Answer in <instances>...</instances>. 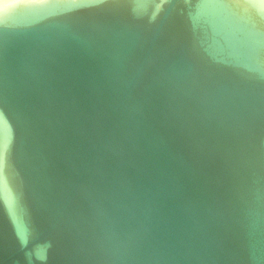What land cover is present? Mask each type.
Masks as SVG:
<instances>
[{
	"label": "water",
	"instance_id": "1",
	"mask_svg": "<svg viewBox=\"0 0 264 264\" xmlns=\"http://www.w3.org/2000/svg\"><path fill=\"white\" fill-rule=\"evenodd\" d=\"M0 264H264V0H0Z\"/></svg>",
	"mask_w": 264,
	"mask_h": 264
}]
</instances>
